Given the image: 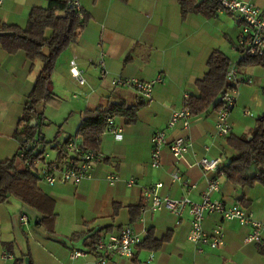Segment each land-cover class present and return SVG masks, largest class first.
Returning a JSON list of instances; mask_svg holds the SVG:
<instances>
[{
	"label": "crops",
	"instance_id": "crops-1",
	"mask_svg": "<svg viewBox=\"0 0 264 264\" xmlns=\"http://www.w3.org/2000/svg\"><path fill=\"white\" fill-rule=\"evenodd\" d=\"M78 1L91 19L78 40L60 55L52 76L58 91L73 92V97L77 95L79 99L69 112L70 116L77 114L74 134L85 111L100 105L138 104L137 119L128 123L123 116L114 118L122 128V137L116 139L111 132L103 133L99 150L106 159L94 164L90 179L79 184L55 185L40 180L39 187L55 203L51 230L39 225L42 214L18 198L11 197L0 204V264H13L17 258L26 264V257L29 264H100L97 254L86 251L89 240L85 242V234L100 229V234L109 235L126 225L134 227L143 241L150 234L164 240L156 247H137L134 257L114 256L106 264H141L151 254L154 259L147 264H264V247L246 241L251 225L208 213L203 221L205 230L212 232L221 227L225 243L217 248L206 245L201 252L188 239V211L177 216L167 210H142L146 187L162 182V194L176 198L187 195L200 201L208 177L216 176L220 188L211 194L213 199L228 205L238 203L254 218L264 220V184L239 185L223 172L206 173L197 163L202 157L224 156L225 164L238 153L228 144L227 136L216 131L217 110L193 115L188 128L181 123L168 128L172 114L185 105V94L198 93L197 82L208 70L207 60L212 51L220 48L233 53V43L240 32L237 17L218 11L216 16L190 13L182 18L179 0ZM244 1L261 7L264 13V0ZM44 5L46 0H5L0 4V24L25 27L32 8ZM102 53L107 70L104 78L99 65ZM74 57L84 69L86 85L78 84L71 74L70 61ZM40 68L41 62L32 64L24 51L12 54L0 47V161L19 150L20 143L14 134ZM238 72L240 93L229 120L233 134L247 135L255 126L251 119L255 115L246 114L242 107L251 104L257 115L264 113V66L241 64ZM158 75L164 79L154 87L150 102L144 101L136 89L114 87L111 83L118 76L149 81ZM164 129L169 140L185 135L193 145L185 160H177L169 146H165L161 164L154 167L151 138ZM175 171L180 175L177 180L172 177ZM111 173L120 177L114 184L108 181ZM131 178L135 182L129 185ZM139 205L140 213L133 217L131 208ZM24 214L29 216V224L21 221ZM36 219L40 221L37 224ZM75 232L84 233L82 239L60 242ZM77 250L83 254L72 257ZM4 251L13 258L2 257Z\"/></svg>",
	"mask_w": 264,
	"mask_h": 264
},
{
	"label": "trees",
	"instance_id": "trees-1",
	"mask_svg": "<svg viewBox=\"0 0 264 264\" xmlns=\"http://www.w3.org/2000/svg\"><path fill=\"white\" fill-rule=\"evenodd\" d=\"M179 2L182 18H186L190 13L216 16L218 12V3L214 0H179ZM90 19L91 15L88 11L82 7L77 9L75 0H46V5L32 8L25 27L0 24L1 48L12 54L24 51L32 64L36 61L41 62L40 71L14 134L20 143L19 150L11 158L0 161V204L11 197L18 198L24 205L42 214L43 218L39 225L46 230H51V225L54 223L55 203L39 187L42 176L35 165L28 163L29 158L40 156L45 151L43 145L46 141L38 130L43 113L37 106L41 101L46 102L57 97L50 88L57 61L60 55L78 40ZM232 63L230 56L222 49L216 48L212 51L207 60L208 70L197 82L198 93L192 94L187 103L194 115L219 110L224 106L225 92L235 86L226 77ZM241 64L264 66V58H249L240 61L239 66ZM137 107L138 104L128 105L120 102L86 110L75 134L64 142L56 144L59 150L58 159L76 157L65 149L71 139L79 138L84 147L99 149L101 137L108 125V118L123 116L126 122H134L137 119ZM33 120L36 121V125L32 124ZM37 139L41 141V148L36 144ZM227 142L238 153L221 165L218 171L223 172L228 179L239 185L264 184V113L257 117L250 134L231 133L227 136ZM141 206L131 208L133 217L140 213ZM83 236L84 233L75 232L60 242L67 244L82 239ZM99 236L100 229L85 234V242L89 240L86 244L87 252L95 251V243ZM163 240L155 239L150 234L138 247H156ZM22 263L23 259L17 258L13 264Z\"/></svg>",
	"mask_w": 264,
	"mask_h": 264
},
{
	"label": "built area",
	"instance_id": "built-area-1",
	"mask_svg": "<svg viewBox=\"0 0 264 264\" xmlns=\"http://www.w3.org/2000/svg\"><path fill=\"white\" fill-rule=\"evenodd\" d=\"M5 0H0L2 4ZM218 3V11H227L235 15L240 25V32L233 43V48L240 53V59L237 63H232L229 67L226 77L233 85L225 92L224 106L217 110L216 131L219 135L228 136L232 133V124L229 120V115L236 105L237 83H238V66L239 62L249 58H264V13L261 7L252 2L244 0H214ZM77 9H81V4L75 0ZM99 65L101 67V77L107 75L105 63L103 61V53L101 55ZM70 70L73 78L80 85L88 84L84 69L79 64L77 57L70 61ZM163 77L158 75L156 78L149 81H142L138 78L115 77L112 80L114 87H128L136 89L142 96L144 101H152L154 87L163 81ZM247 82H252L247 79ZM190 99L189 94H185V105L175 111L168 123V128L175 127L181 123L184 128H188L191 124L193 113L187 105ZM245 113L251 115L249 110ZM114 134L116 139H121L122 128L117 126L114 117L108 118V125L104 131ZM152 143V161L154 167L161 164L162 149L169 146L172 154L177 160H185L186 154L192 147V140L185 135H178L172 139H168L166 129L155 132L151 138ZM36 144L41 145V141L37 140ZM65 149L74 154V159L66 158L60 160H48L49 154H40L29 158L28 163L35 165L42 179L49 185L55 184H79L85 179L92 177L94 164L103 162L106 156L99 149H89L84 147L79 140L71 139L67 142ZM24 154V153H23ZM225 157L219 156L214 158L202 157L197 162L206 173L218 171L219 167L224 162ZM191 165V164H190ZM174 180L180 178L179 172L172 173ZM119 175L111 173L108 175L110 184H114L119 180ZM135 182L133 178L128 181L131 185ZM163 187L162 182H158L154 186L146 187L143 191V199L146 202L142 206V210L161 211L167 210L171 213L182 216L185 211L191 215V229L188 234V239L197 247L199 251H204V246L217 248L225 243V234L221 227H216L212 232L205 230L203 221L208 213H219L226 220L237 219L243 225H251L252 230L247 235L246 241L256 243L264 247V220H258L253 215L243 208L240 204L228 205L222 200L213 199L211 194L219 190L220 182L218 177L209 176L207 189L202 195L200 201H195L187 195L181 197H172L164 195L160 192ZM194 187V185H192ZM21 221L24 224L30 223L28 215L21 216ZM142 242L140 234L131 225L124 226L117 233L109 235L100 234L95 243L94 253L98 256L100 264L108 263L114 256L134 257L138 245ZM83 252L77 250L72 252V257L76 258L82 255ZM2 257L6 259L13 258V255L7 251L2 253ZM154 259L151 254L147 261H142L141 264H147Z\"/></svg>",
	"mask_w": 264,
	"mask_h": 264
},
{
	"label": "rangeland",
	"instance_id": "rangeland-1",
	"mask_svg": "<svg viewBox=\"0 0 264 264\" xmlns=\"http://www.w3.org/2000/svg\"><path fill=\"white\" fill-rule=\"evenodd\" d=\"M226 50V49H225ZM228 55L231 57L233 63H237L240 59V53L233 48V55L230 54V50H226ZM239 70V66H238ZM51 90L56 93L57 97L54 100H49L46 102L38 103V110L43 113V117L40 120V125L38 127L39 133L42 137L45 138L46 144L43 145L45 151L43 155L49 154L48 160H54L58 158V148L56 144L58 142L62 143L65 141L66 137L71 133L74 134L75 127L73 122L77 118L76 112L70 116V107L75 106L78 103L79 99L73 97V92H63L58 91V87L56 86V81L53 78L51 83ZM239 84L236 97L239 96ZM247 107H242V111L245 108L248 109L252 115L255 117L251 118L256 123V119L258 116L255 107L251 104L246 105ZM73 126V127H72ZM39 138V136H38ZM38 140V139H37ZM42 145L39 147L41 148Z\"/></svg>",
	"mask_w": 264,
	"mask_h": 264
},
{
	"label": "water",
	"instance_id": "water-1",
	"mask_svg": "<svg viewBox=\"0 0 264 264\" xmlns=\"http://www.w3.org/2000/svg\"><path fill=\"white\" fill-rule=\"evenodd\" d=\"M32 124H33V125H36V121L33 120V121H32ZM39 222H40L39 219H36V220H35V224H37V223H39ZM25 262H26V264H29V263H30V259H29V257H26V258H25Z\"/></svg>",
	"mask_w": 264,
	"mask_h": 264
}]
</instances>
